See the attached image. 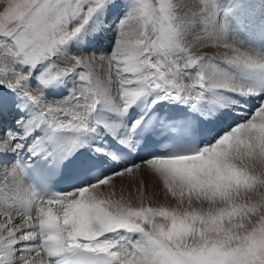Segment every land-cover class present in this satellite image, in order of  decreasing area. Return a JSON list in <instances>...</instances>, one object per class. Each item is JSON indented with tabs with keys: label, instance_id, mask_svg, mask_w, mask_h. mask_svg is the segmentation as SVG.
<instances>
[{
	"label": "snow or ice",
	"instance_id": "snow-or-ice-1",
	"mask_svg": "<svg viewBox=\"0 0 264 264\" xmlns=\"http://www.w3.org/2000/svg\"><path fill=\"white\" fill-rule=\"evenodd\" d=\"M249 7L0 0V264H264Z\"/></svg>",
	"mask_w": 264,
	"mask_h": 264
},
{
	"label": "bare ground",
	"instance_id": "bare-ground-1",
	"mask_svg": "<svg viewBox=\"0 0 264 264\" xmlns=\"http://www.w3.org/2000/svg\"><path fill=\"white\" fill-rule=\"evenodd\" d=\"M220 3H222L223 0H219ZM189 3H193L194 0H188ZM245 2L252 7V12L251 14H254L256 19H259V0H245ZM248 29L252 30V35L256 40V44L254 45H247L244 41H242L239 37H237L232 31V36L233 38L237 41V43L241 46L242 49H249L250 47H261L264 46V38L261 37L260 31L257 26H252ZM201 52L203 53H208V54H214L218 51H222L221 49H214L211 47L208 48H201ZM118 189H119V184H118ZM127 192H132L133 199H132V204L133 206H139V200L135 198V189L131 186L126 190ZM145 192L149 195H151L152 199L149 201H145L146 204H151L153 207H160V206H165V207H175L176 206V201L169 197L168 199L164 198V194L161 190V185L158 180H153L151 184H149L147 181L145 183Z\"/></svg>",
	"mask_w": 264,
	"mask_h": 264
},
{
	"label": "rangeland",
	"instance_id": "rangeland-1",
	"mask_svg": "<svg viewBox=\"0 0 264 264\" xmlns=\"http://www.w3.org/2000/svg\"><path fill=\"white\" fill-rule=\"evenodd\" d=\"M223 1H224V0H223ZM219 2H220V1H219ZM220 4H221V6H222V5H223V2H222V3H220ZM252 9H253L252 7H249V8H248V11H249V13H251V12H252ZM255 19H256V17H255ZM253 26H254V25H253Z\"/></svg>",
	"mask_w": 264,
	"mask_h": 264
}]
</instances>
